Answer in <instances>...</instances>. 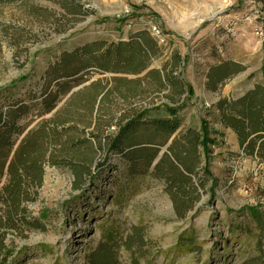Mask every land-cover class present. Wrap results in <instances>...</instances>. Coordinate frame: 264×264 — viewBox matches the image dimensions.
Wrapping results in <instances>:
<instances>
[{
  "label": "rangeland",
  "instance_id": "rangeland-1",
  "mask_svg": "<svg viewBox=\"0 0 264 264\" xmlns=\"http://www.w3.org/2000/svg\"><path fill=\"white\" fill-rule=\"evenodd\" d=\"M69 1L81 13H67L52 0L0 4V111L26 104L18 125L25 133L44 126L47 156L42 185L29 188L21 206L26 225L5 233L0 264H88L103 245L114 247L117 264H264V159L246 155L213 116L218 101L264 84V0ZM139 31L159 49L147 70L124 75L92 68L73 93L44 112V74L63 52L126 43ZM175 55L182 62L177 71ZM223 61L243 70L210 92L206 75ZM149 70L171 74L192 91L159 90L154 77L142 81ZM165 104L182 106V132L209 122L217 141L208 158L200 151L193 160L205 185L184 216L163 180L130 175L112 148L128 121L123 115L149 109L150 118ZM162 138L141 128L133 140L159 144Z\"/></svg>",
  "mask_w": 264,
  "mask_h": 264
},
{
  "label": "trees",
  "instance_id": "trees-1",
  "mask_svg": "<svg viewBox=\"0 0 264 264\" xmlns=\"http://www.w3.org/2000/svg\"><path fill=\"white\" fill-rule=\"evenodd\" d=\"M15 1L18 0H0V4L6 5ZM52 2L59 4L67 13H81L73 1ZM47 20H52L50 15ZM15 45H19L16 38ZM103 46L104 44L95 42L63 52L54 66L48 68L44 74L41 94V105L45 113H51L61 98H65L80 86L90 69L95 68L102 73L137 75L148 69L150 57L159 51L156 43L145 31L130 35L126 43L120 42L107 48ZM171 64L174 71H177V64H182L179 56L175 55ZM242 70L235 63L223 61L210 68L207 73V88L210 92H216L225 80ZM160 73L162 72L149 70L142 81L152 76L159 90L173 89L178 96L192 91L179 78H173L171 74L163 77ZM168 99L172 105L177 102L175 96ZM69 101H76L74 94ZM213 107L216 111V115H213L216 117L214 122L236 135L242 151L248 156L264 159V84L254 85L233 101L220 100ZM181 109L182 106L172 108L165 104L154 109L157 114L150 117L151 119L147 117L151 112L149 109L132 115L131 118L123 115V119L128 121L120 127L119 134L112 142V148L127 163L130 175L143 176L150 173L153 178L163 180L177 211L184 216L195 203L198 190L205 185L203 178L195 173L193 160L200 151L208 158L217 141L211 138L215 130L209 122L202 121L198 127L190 125L182 132L178 117ZM27 111V105L21 101L14 102L4 112L0 111V263L6 260L5 233L17 230L20 222L26 225L22 203L30 199L29 188L37 189L43 182L47 157L42 152L45 128L40 125L25 133V126H19L18 122ZM141 128L160 133L163 136L162 141L159 144L137 143L133 140L134 134ZM87 261L88 264H117L114 247L103 245L91 253ZM255 262V259H251L243 264Z\"/></svg>",
  "mask_w": 264,
  "mask_h": 264
},
{
  "label": "built area",
  "instance_id": "built-area-1",
  "mask_svg": "<svg viewBox=\"0 0 264 264\" xmlns=\"http://www.w3.org/2000/svg\"><path fill=\"white\" fill-rule=\"evenodd\" d=\"M152 29H153V31H155V32H154V34H155V35H157V37L159 38L158 31H156V29H155V28H152ZM161 41H162V40H161Z\"/></svg>",
  "mask_w": 264,
  "mask_h": 264
},
{
  "label": "water",
  "instance_id": "water-1",
  "mask_svg": "<svg viewBox=\"0 0 264 264\" xmlns=\"http://www.w3.org/2000/svg\"><path fill=\"white\" fill-rule=\"evenodd\" d=\"M75 91V89H73L71 92H70V94L71 93H73ZM174 137V136H173ZM173 137L170 139V142H171V140L173 139Z\"/></svg>",
  "mask_w": 264,
  "mask_h": 264
}]
</instances>
